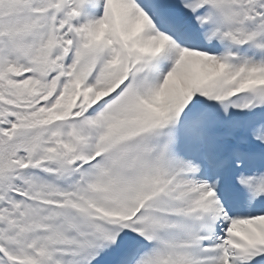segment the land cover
Returning a JSON list of instances; mask_svg holds the SVG:
<instances>
[{"label":"snow or ice","instance_id":"1","mask_svg":"<svg viewBox=\"0 0 264 264\" xmlns=\"http://www.w3.org/2000/svg\"><path fill=\"white\" fill-rule=\"evenodd\" d=\"M0 264H264V0H0Z\"/></svg>","mask_w":264,"mask_h":264}]
</instances>
